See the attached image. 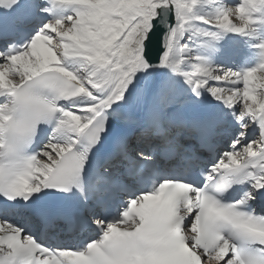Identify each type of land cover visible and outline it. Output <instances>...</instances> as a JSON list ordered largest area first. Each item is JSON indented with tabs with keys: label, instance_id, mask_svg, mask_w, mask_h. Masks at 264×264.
Instances as JSON below:
<instances>
[{
	"label": "snow or ice",
	"instance_id": "6c2138e0",
	"mask_svg": "<svg viewBox=\"0 0 264 264\" xmlns=\"http://www.w3.org/2000/svg\"><path fill=\"white\" fill-rule=\"evenodd\" d=\"M51 2L69 13L38 25L35 18L50 12L46 0H0V196L27 203L45 190H76L100 238L82 248L53 247L0 220V264H264V207L257 208L264 202V91L252 87L264 81V60L233 70L195 56L182 70L188 57L179 56L189 48L182 41L193 19L208 26L198 32L211 37L204 47L216 52L224 35H253L264 24V0L259 8L244 0L240 24L223 0L211 17L192 16L200 0ZM162 9L176 23L168 25L159 65L184 77L187 98L169 97L157 79L139 94L130 91L152 66ZM256 47L264 50V42ZM205 93L234 121L227 150L216 142L221 113L199 107ZM41 124L53 125L47 144L24 155ZM106 136L109 151L89 174L93 149ZM154 139L167 159L178 149L191 160L219 155L200 184L161 179L155 153L142 147ZM236 185L244 187L241 197L225 201ZM121 201L119 218L108 219Z\"/></svg>",
	"mask_w": 264,
	"mask_h": 264
},
{
	"label": "bare ground",
	"instance_id": "6f19581e",
	"mask_svg": "<svg viewBox=\"0 0 264 264\" xmlns=\"http://www.w3.org/2000/svg\"><path fill=\"white\" fill-rule=\"evenodd\" d=\"M243 3H244V0H234L233 2L230 3V6L232 7L240 6ZM208 6H212L214 8L213 11H210L209 10L210 8L208 9ZM230 6L228 7L233 11L234 8ZM255 6L259 8L256 4ZM219 7H220V4L218 0H200V3L194 8L192 16L193 17H196V16L211 17L217 12ZM58 9H59V17H62L69 13L68 9H64V8H58ZM62 11H64V13L60 14ZM258 15H259L258 13H255L254 17ZM230 19L232 20L233 23H236V24L241 23L239 19V15H236V14L232 15ZM207 28H208L207 25H203L199 23L198 21H196L195 19H193V21L191 22V27L188 31V34L185 36V39L184 41H182V43L185 42L186 37L193 36L195 32L199 33L198 32L199 29L207 30ZM213 31H215V29H213ZM198 37L199 36H197L196 38L194 37L193 38L197 39ZM179 56L188 57V60L185 61V63L181 66V68L182 70H189L191 68V64L194 62L192 61V58L194 56L191 54L190 48H188V50L186 51L180 52ZM226 57L228 56L223 57L225 61H222V63H220L219 61H213V65H222V66H225L231 69V66L233 64L231 63V61H228ZM149 73L152 74L151 77L149 76ZM258 77H259V74H258ZM152 79L162 80L166 82L167 84L166 93L169 97L183 99V98L190 97L192 95L191 88L189 87V85L185 83V79L182 75H179L177 72L173 71L169 67H161L160 65L157 68L150 67L138 73L136 79L133 82L134 87L130 86V91L133 90L138 83H141V82L149 83ZM262 85H264V81L258 78L257 81L252 85V87L256 88L257 92L259 93V92L264 91V87H262ZM240 87H243V86L240 85Z\"/></svg>",
	"mask_w": 264,
	"mask_h": 264
},
{
	"label": "water",
	"instance_id": "95a60500",
	"mask_svg": "<svg viewBox=\"0 0 264 264\" xmlns=\"http://www.w3.org/2000/svg\"><path fill=\"white\" fill-rule=\"evenodd\" d=\"M161 12H167V10H160ZM171 13V18H172V20H171V22H169L168 23V25L169 24H172L173 23V19H174V14H173V12H170ZM155 24H156V29H159L160 28V22H159V20L157 19L156 21H155ZM168 25L166 26V30H165V32H164V36L162 37V41H161V43H160V45H154V44H152V49H156L157 50V53L158 52H162L164 49L161 47V44L163 43V39L165 38V36H166V34H167V32H168ZM157 36H159V34L157 33V35H156V37L154 38V40L157 38L158 39V37ZM153 40V41H154ZM153 63H158V61L157 60H153L152 59V64Z\"/></svg>",
	"mask_w": 264,
	"mask_h": 264
}]
</instances>
